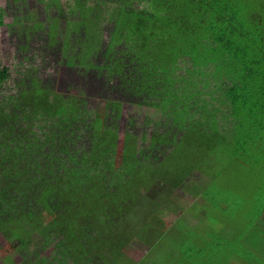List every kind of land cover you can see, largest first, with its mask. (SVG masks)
<instances>
[{"label": "trees", "instance_id": "obj_1", "mask_svg": "<svg viewBox=\"0 0 264 264\" xmlns=\"http://www.w3.org/2000/svg\"><path fill=\"white\" fill-rule=\"evenodd\" d=\"M88 1L77 3V10L98 17L94 7L102 5L99 20H107L109 29L96 31L100 26L94 21L89 29L96 38L107 30L108 37L95 45L87 38L79 52L85 57L63 54V64L87 68L92 47L98 48L103 61L96 68L117 82L110 89L120 81V95L129 94L130 102L135 99L131 103L152 108L157 117L148 130L127 126L118 156L115 109L123 96L101 117L79 96L38 83L34 68L19 72L23 78L11 84L8 68L0 67V233L16 246L37 235H57L52 254L36 264H122L126 238L115 237L112 217L128 211L136 199L147 201L137 193L151 177L174 184L185 178L193 168L182 176V153L199 156L207 167L217 149L234 159L248 148L259 149L264 157L262 2ZM4 16L0 6V26ZM15 18L19 24L24 17ZM160 19L163 25L156 29L153 22ZM86 22L75 20V28L85 29ZM31 26L50 36V25L45 34L41 23ZM68 27L62 33L69 35ZM118 44L123 46L115 49ZM5 82L10 85L2 87ZM144 141L148 145L140 144ZM147 147L160 158L149 157L142 150Z\"/></svg>", "mask_w": 264, "mask_h": 264}, {"label": "rangeland", "instance_id": "obj_2", "mask_svg": "<svg viewBox=\"0 0 264 264\" xmlns=\"http://www.w3.org/2000/svg\"><path fill=\"white\" fill-rule=\"evenodd\" d=\"M80 2L82 0H0L5 12L4 24L0 26V67L8 68L11 84L23 78L19 72L34 68L38 83L79 96L92 114L98 113L101 117L111 103L123 96L119 108L115 109L118 111L116 151L119 156L126 127L131 125L137 132L148 130L157 115L152 108L131 103L135 99L130 102L129 94L120 95V81L119 89H110L111 84L117 82L105 77L107 70L96 68L95 64L103 61L98 48L92 47L91 51L88 48L92 62L87 68L63 64L66 61L63 54L85 57L79 52L84 49L87 38L90 45H95L98 38L105 41L108 37L107 30L96 38L89 29L93 21L100 26L96 31L100 32L104 26L109 29L107 20H99L104 7H94L98 17L92 14L84 17L80 11L86 9L77 10ZM258 2L264 6V0H246L247 4ZM114 8L112 6L111 11ZM16 16L24 17L23 22L17 24ZM84 19L88 30L87 26L75 28V20ZM32 22L41 23L45 27L44 34L48 33L50 25V36L39 33L41 29L29 30ZM162 22L160 19L159 24L153 22V25L161 29ZM68 24L69 35L68 31L62 33V27ZM122 46L118 44L115 49ZM5 83L2 87L10 85ZM162 120L169 122L170 117ZM140 144L148 145V141ZM142 150L148 151L149 157L160 158L151 147ZM181 150L186 147L174 151L180 154ZM212 156L214 164L207 167L202 165L199 156L182 153V176L193 168L185 178L174 184L163 177L160 182L151 177V184L147 183V187L137 193L149 202L136 199L129 210L125 209L128 211L119 210V217H112L110 227H117L115 237L126 238L121 249L123 259L119 260L122 264H264V157L261 158L259 149L251 148L237 159L233 155L226 156L221 149L215 150ZM200 157L204 154L200 153ZM118 160L119 157L116 164ZM134 194L132 197H136ZM56 240L57 235L45 239L37 235L32 242L16 246L11 238L5 239L0 233V264H36L38 258L52 254Z\"/></svg>", "mask_w": 264, "mask_h": 264}]
</instances>
